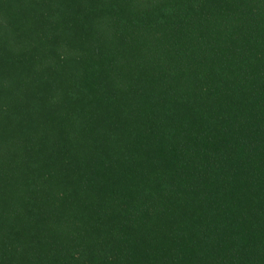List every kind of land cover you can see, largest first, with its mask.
<instances>
[{"label":"trees","instance_id":"1","mask_svg":"<svg viewBox=\"0 0 264 264\" xmlns=\"http://www.w3.org/2000/svg\"><path fill=\"white\" fill-rule=\"evenodd\" d=\"M0 264H264V0H0Z\"/></svg>","mask_w":264,"mask_h":264}]
</instances>
